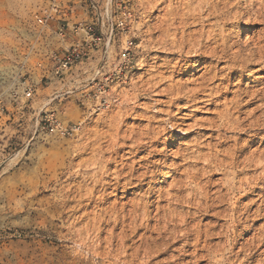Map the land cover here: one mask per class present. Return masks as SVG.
I'll return each mask as SVG.
<instances>
[{
  "label": "rangeland",
  "instance_id": "obj_1",
  "mask_svg": "<svg viewBox=\"0 0 264 264\" xmlns=\"http://www.w3.org/2000/svg\"><path fill=\"white\" fill-rule=\"evenodd\" d=\"M28 1L31 2L29 6ZM59 2L62 12L56 19L65 18L71 23L90 25L104 40V45L94 50L86 65L81 69L78 67L80 71L75 81L66 84V88L72 89L71 93L60 105L53 102L46 107L56 108V114L64 124L82 123L79 131L66 136L41 133L38 127L46 109L43 107L49 103L53 90L61 89L60 84L38 85L32 108L27 110L12 108L6 93L16 77L23 75L27 67L36 65L43 55L42 51H62L72 43L73 37L67 34L65 39H61L57 35L56 20L38 22V16L50 5V0H0V97L3 94L8 105L5 111L0 110V264H123L115 257L122 250L119 240L122 215L128 212L132 202L150 196V185H143L142 190L129 189L128 192L131 184L114 190V185L102 184L115 175L108 178L102 173L106 170L105 158L112 155L106 151L107 146L112 145L116 149L122 145L124 141L118 138L125 131L138 130L150 124V116L159 108L170 110L172 114L176 112L175 106H168V97H164L163 106H157L155 100L159 97L144 90L148 80L156 74L154 66L169 60L162 55L156 63L159 54L152 52L157 36L155 26L161 14H153L151 0ZM247 36L248 32L243 31L242 40L245 41ZM194 71L192 64L175 76V80L192 79L196 77ZM228 71L222 72L219 77L225 78ZM257 75L245 79L244 86ZM235 78L237 83L238 76ZM102 85L107 90L111 105L98 111L94 109L96 98L91 97L88 101L83 93L85 90L92 91L93 95ZM217 110L220 108L210 106L195 112L184 110L190 115H185L184 121H180L186 127L193 124L191 128L194 132L185 139L183 132H171L177 140L166 144V156L159 155L152 160H179L177 157L186 139L196 137L198 131L205 132L204 138L210 134L208 129L216 118ZM167 117L164 114L157 119ZM231 136L235 135L227 137ZM263 136L259 133L252 148L264 140ZM215 141L212 140L213 143ZM127 150L130 149L124 148L119 154L124 159L127 157L129 162L139 161L144 155H135L137 149L125 155ZM103 151L106 153L101 155ZM163 170L167 172L168 168ZM149 173L150 180L152 172ZM92 174L97 175L94 177L97 183ZM125 179L129 178H124L122 183ZM171 179L169 177L155 187L166 188ZM136 183L139 180L134 179L133 184ZM202 219L204 224L215 221L204 216ZM105 220L109 224L104 227L102 223ZM129 221L131 219H127L126 223L129 224ZM114 225L117 228L114 229ZM127 229H130L129 226ZM226 240L227 237H224L222 242ZM224 254L229 256L227 250ZM142 256L140 262L146 261L147 258ZM240 258L243 259L244 255Z\"/></svg>",
  "mask_w": 264,
  "mask_h": 264
},
{
  "label": "bare ground",
  "instance_id": "obj_2",
  "mask_svg": "<svg viewBox=\"0 0 264 264\" xmlns=\"http://www.w3.org/2000/svg\"><path fill=\"white\" fill-rule=\"evenodd\" d=\"M150 3L153 14H161L152 52L159 54L156 63L162 55L169 60L154 66L156 74L144 90L159 97L157 106H163L164 97H168V106H175L176 112L159 108L150 116V124L125 131L118 138L124 141L118 148L107 146L112 155L105 158L102 174L115 176L102 185H114L116 190L131 184L128 192L149 184L151 191L147 199L132 202L127 213L122 211V250L115 257L123 264H264V222L260 223L264 220V140L252 148L259 133L264 135V0ZM245 30L248 36L243 41ZM192 64L196 77L175 80ZM226 70L228 75L220 78ZM256 73L244 86L245 79ZM207 106L220 108L208 136L204 138L205 132L198 131L196 137L186 139L177 161L152 160L166 156V144L177 140L171 132H183L184 139L194 132L193 124L186 127L180 121L190 115L184 110L195 112ZM164 114L169 117L157 119ZM229 134L235 136L227 137ZM231 139L234 142L229 144ZM124 148L130 149L125 155L135 149V155H144L129 162L119 154ZM169 177L172 179L166 188L155 187ZM124 178L129 179L122 183ZM134 179L139 183L133 184ZM94 181L98 182L96 178ZM202 216L215 221L204 224ZM127 219H131L129 224ZM107 224L105 220L102 226ZM224 237L227 240L223 243ZM141 254L146 261L140 262Z\"/></svg>",
  "mask_w": 264,
  "mask_h": 264
},
{
  "label": "built area",
  "instance_id": "obj_3",
  "mask_svg": "<svg viewBox=\"0 0 264 264\" xmlns=\"http://www.w3.org/2000/svg\"><path fill=\"white\" fill-rule=\"evenodd\" d=\"M61 12L59 0H50V5L44 8L42 14L38 16V22L44 23L56 20L58 24L57 35L61 39H65L67 34L72 35V43L62 51L49 49L42 51L43 55L38 59L36 65L27 67L23 75L15 78L13 86L6 93L8 104L14 109L27 110L32 108L38 85H49L54 82L56 85L60 84L61 89L53 90L49 103L43 109L50 106L53 102L60 105L72 91V89L66 88V84L75 81L76 75L80 71L78 67L80 69L84 67L92 57L94 50L104 45L103 37L98 35L90 25L71 23L65 18L56 19ZM131 45L132 42H130L129 47ZM85 80L87 81L88 79ZM91 92L85 90L83 96L88 101H90L91 97L96 98L95 110L102 111L111 105V99L107 94V90L103 89V85L99 87L97 93L91 95ZM2 95L0 97V110L5 111L8 109V105H6V99ZM56 112V108H46L43 111V116L38 121L41 133L66 136L79 131L82 123L64 124L59 120Z\"/></svg>",
  "mask_w": 264,
  "mask_h": 264
},
{
  "label": "crops",
  "instance_id": "obj_4",
  "mask_svg": "<svg viewBox=\"0 0 264 264\" xmlns=\"http://www.w3.org/2000/svg\"><path fill=\"white\" fill-rule=\"evenodd\" d=\"M73 37V36H72ZM73 39V38H72Z\"/></svg>",
  "mask_w": 264,
  "mask_h": 264
}]
</instances>
